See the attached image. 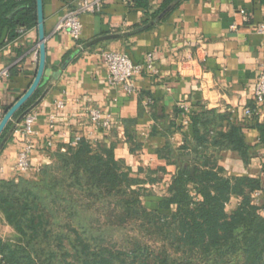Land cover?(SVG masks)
Wrapping results in <instances>:
<instances>
[{
	"label": "crops",
	"instance_id": "1",
	"mask_svg": "<svg viewBox=\"0 0 264 264\" xmlns=\"http://www.w3.org/2000/svg\"><path fill=\"white\" fill-rule=\"evenodd\" d=\"M89 1L98 2L99 9L80 15L82 31L75 41L65 32H54V27L76 0H43L48 80L24 108L39 99L31 110L36 113L29 155L32 169L24 174L15 169L23 139L16 131V117L12 118L13 126L0 137V181L35 179L37 167L52 163L57 153L65 152L79 138L92 146H111L115 159L134 176L157 178L146 184L153 195L144 200L149 208H157L176 165L189 158V151L181 146L193 142L190 117L215 109L244 126L245 141L251 146L246 163L237 152L222 151L218 164L223 173L264 182V147L253 127L264 123V104L258 109L253 104L254 85L264 71V29L258 30L264 26V0H174L156 18L151 15L166 0H147L146 7L134 0ZM113 34L120 36L87 45ZM37 45V24L12 41L6 36L0 45V73L9 70L8 77L0 74L3 111L34 78ZM102 50L126 53L135 63L150 54L157 73L144 71L135 76V90L128 92L108 82ZM58 101L64 106L58 107ZM91 107L109 116L108 127L89 120ZM239 201L231 196L226 209H234ZM13 235L0 212V238Z\"/></svg>",
	"mask_w": 264,
	"mask_h": 264
},
{
	"label": "trees",
	"instance_id": "2",
	"mask_svg": "<svg viewBox=\"0 0 264 264\" xmlns=\"http://www.w3.org/2000/svg\"><path fill=\"white\" fill-rule=\"evenodd\" d=\"M134 1L139 7L148 2ZM36 24L35 0H0L7 41ZM190 121L193 142L181 146L189 158L176 165L157 208L144 202L153 195L146 184L157 178L134 176L111 146L84 140L57 153L35 179L0 181V212L14 230L13 237L0 238V264H264V182L227 176L218 164L225 150L248 161L244 126L215 109ZM253 127L264 147V123ZM255 190L261 191L260 206L252 203ZM231 196L240 201L229 211Z\"/></svg>",
	"mask_w": 264,
	"mask_h": 264
},
{
	"label": "built area",
	"instance_id": "3",
	"mask_svg": "<svg viewBox=\"0 0 264 264\" xmlns=\"http://www.w3.org/2000/svg\"><path fill=\"white\" fill-rule=\"evenodd\" d=\"M99 9L98 2H92L89 0H76L75 7L69 10L55 25L54 32H65L73 40H79L82 24L80 21V15L85 12H94ZM231 29H235V25L230 26ZM264 26L261 25L258 29L262 32ZM25 29H20V32ZM38 53V45L36 48ZM101 59L107 69V80L110 84H119L124 87L128 92L135 90L134 78L144 71L151 73H157V69L153 63L150 54L146 55L145 60L142 63L133 62L126 53L102 50L100 53ZM1 75L8 77L9 70L5 68L1 71ZM150 103L148 99L147 104ZM253 104L254 108L258 109L264 104V71H261L256 79L253 89ZM58 107H63L64 102L58 101L56 103ZM4 111L0 107V120L3 117ZM87 116L89 120L98 126L108 127L110 125V119L108 115L98 108H89L87 110ZM52 118V116H51ZM36 120V113L30 111L27 113L19 123H15L17 126L16 131L23 139V147L18 153L15 163V169L19 174H24L32 169V164L29 160V155L33 149L32 135L34 133L33 125ZM79 142V138H75L71 142V146L75 147ZM40 168H36L39 171ZM252 203L260 206L262 202L261 191L255 190L251 193ZM228 204V203H227ZM226 204V205H227ZM264 215V209H260Z\"/></svg>",
	"mask_w": 264,
	"mask_h": 264
},
{
	"label": "water",
	"instance_id": "4",
	"mask_svg": "<svg viewBox=\"0 0 264 264\" xmlns=\"http://www.w3.org/2000/svg\"><path fill=\"white\" fill-rule=\"evenodd\" d=\"M35 1H36L37 32H38V61H37V67H36L35 75L31 81V83L27 87V89L23 92V94L20 97H18L17 100L12 105H10L7 109L4 110L3 117L0 120V136L3 133L8 122L12 120L15 113L17 111H19L20 109H22V107L25 105V103L30 99V97L36 91V89L38 87L45 85V83L48 80V73L45 70V39H46V34L44 31L43 0H35ZM7 30H8L7 27H4L0 32V45H2L6 41ZM119 36H120L119 34H113V35H106L103 37H98V38L90 41L87 45H91V44H94V43L102 41V40L115 38V37H119ZM71 58L72 57H70L68 59V61ZM42 97H43V95H42ZM38 102H39V99L35 103H33L31 106L24 109L16 117L15 123H19L22 120V118L36 106V104ZM190 170H192V168H190Z\"/></svg>",
	"mask_w": 264,
	"mask_h": 264
},
{
	"label": "rangeland",
	"instance_id": "5",
	"mask_svg": "<svg viewBox=\"0 0 264 264\" xmlns=\"http://www.w3.org/2000/svg\"><path fill=\"white\" fill-rule=\"evenodd\" d=\"M130 233V232H129Z\"/></svg>",
	"mask_w": 264,
	"mask_h": 264
}]
</instances>
